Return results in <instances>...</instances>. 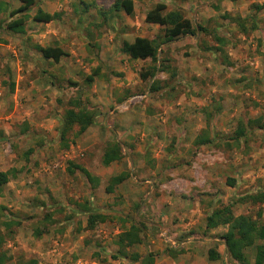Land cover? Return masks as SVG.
Instances as JSON below:
<instances>
[{
  "label": "rangeland",
  "instance_id": "374dc122",
  "mask_svg": "<svg viewBox=\"0 0 264 264\" xmlns=\"http://www.w3.org/2000/svg\"><path fill=\"white\" fill-rule=\"evenodd\" d=\"M156 1L165 10L181 8L206 31L160 43L166 66L141 78L150 59L130 58L120 44L161 34L158 23L144 20ZM251 1L264 0H132L131 13L110 10L113 0H34L23 11V32H12L3 22L20 0H0V169L9 171L0 230L7 220L8 264H240L219 236L227 226L205 229L204 220L227 201L235 214L260 210L264 218V200H238L264 190V5L253 11ZM38 6L57 17L33 19ZM35 43L60 44L66 54L51 61ZM153 78L156 89L149 88ZM40 80L49 86L42 90ZM24 81L30 98L15 95ZM76 101L96 108L95 120L61 140L59 119ZM255 117L261 126L246 125L244 135L229 138L239 120ZM202 134L208 140L196 143ZM113 138L122 155L102 164ZM70 162L96 182L69 172ZM120 171L127 176L106 190ZM90 211L102 218L87 228ZM132 222L140 223L141 241L129 250L142 259L110 257L116 233ZM209 247L218 258H206ZM246 257L253 264L252 248Z\"/></svg>",
  "mask_w": 264,
  "mask_h": 264
},
{
  "label": "trees",
  "instance_id": "16d2710c",
  "mask_svg": "<svg viewBox=\"0 0 264 264\" xmlns=\"http://www.w3.org/2000/svg\"><path fill=\"white\" fill-rule=\"evenodd\" d=\"M33 2L34 0H20L18 6L11 8L9 10L10 18L3 22L5 28L12 32H23V24L26 18L23 11L26 10ZM263 5L264 1H251L249 4L253 11L261 8ZM112 8H122L126 13H131L132 0H113L112 6H110L109 9L111 10ZM57 15L58 12L56 11L49 12L38 6L33 12L32 18L37 21H49L57 17ZM249 18L251 19L252 26H254V15L249 14ZM236 19L239 21V18ZM144 20L158 23L161 26V34H157L156 37L135 35L131 40H121L120 44V50L126 53L130 58L143 59L148 57L150 59V64L143 71H139L141 78L151 77L156 70H163L166 66L162 64L161 58L157 54L160 43L170 41L183 34L193 35L196 33V30L206 31L203 26H200V24H194L189 17L185 16L181 8L176 7L165 10V3L163 1H156L150 8H148L144 14ZM34 47L43 58L50 59L54 62L58 61L62 55L66 54L65 50L56 44L39 45L35 43ZM207 48L214 47L207 46ZM94 73L95 72L86 74L84 81L89 83L92 80V75ZM9 84L12 88L13 82L11 81ZM157 87L156 78H153L149 84V88L156 89ZM73 104L74 107L69 106L63 110L59 119L57 132L61 140L65 139L66 134L73 128V126H76L75 131H73L74 135L79 134L95 120L97 114L96 108L83 104L79 105L77 101ZM253 124L257 126L262 125L258 117L248 118L245 123L239 120L232 134L229 135V138H240L244 135L246 129L245 126H251ZM23 127L22 129H25V127ZM207 140L208 138L205 134L198 135L195 138L196 143L205 142ZM121 148L122 145L117 139L113 138L107 141L101 153V163L108 164L113 160L119 159L122 155ZM72 168H76L82 172L88 181L94 180V182H96L97 177L92 175L87 168L81 166L80 164L70 162V166L67 167V170L71 172L73 170ZM126 176L127 172L124 171H120L118 174L113 175L112 180L108 182L105 189L109 190L113 183L121 181ZM8 179L9 171L6 169H0V192ZM232 182V178L226 179L227 184H232ZM238 200H249L252 203L261 202L264 200V190L245 192L238 197ZM232 202L234 201H227L226 203L211 209L205 215V229L225 224L227 227L219 234V236L223 239L229 255L240 264H246V249L250 247L253 250V264H264V218H260V210L256 212V216H252L249 213L235 214L232 210ZM101 218L102 216L96 212H88L85 227H93L94 222ZM2 226L5 230H0V264H8L10 254L7 253L2 245L7 236L10 235L9 233H11L10 223L7 220H4L2 222ZM140 231L141 227L138 222H132L129 224L128 228L118 231L113 240L116 244V248L114 252L110 253V257H124L131 261L142 259L138 252L129 250L131 245L141 241ZM36 233L38 235V232ZM147 256H149V254H147ZM218 257L219 252L215 247L207 248V259L212 260ZM150 260L151 258L147 257V262ZM34 263H36V260L33 258H27L24 261L21 260L14 262V264ZM196 264L205 263L201 262Z\"/></svg>",
  "mask_w": 264,
  "mask_h": 264
},
{
  "label": "crops",
  "instance_id": "0c3cea01",
  "mask_svg": "<svg viewBox=\"0 0 264 264\" xmlns=\"http://www.w3.org/2000/svg\"><path fill=\"white\" fill-rule=\"evenodd\" d=\"M231 1H238V0H231ZM48 11V10H47ZM153 23H156V22H153ZM54 24V23H53ZM64 29H66V28H64ZM64 29H62V31H59V30H54V35L55 36H53L54 38H57V34H55V33H57V32H59V33H62L63 31H64ZM139 35H142V34H139ZM131 40V39H130ZM56 45H58V46H60L61 47V45L60 44H56ZM62 48V47H61ZM60 59V58H59ZM57 62V61H56ZM23 74H25V71L23 72ZM22 74V75H23ZM30 81V80H29ZM23 83V85L19 88V90H16V92H15V95H18V97L20 98H24V97H27V98H30V96H29V91L30 90H28V88L27 87H25V85H26V82L24 81V82H22ZM39 84H40V87L39 88H41L42 90L43 89H45L46 87H48L49 85H43V82L40 80V82H38ZM34 84H31V86H30V88L33 86ZM38 86V85H37ZM29 88V89H30ZM34 88L35 89H37V87L34 85ZM17 91H19V92H17ZM31 93V92H30ZM83 225V224H82ZM189 257V256H188ZM173 261V260H172ZM200 262H201V260H200ZM178 263H179V260H178ZM193 263H197V262H193ZM207 264H209V263H207Z\"/></svg>",
  "mask_w": 264,
  "mask_h": 264
}]
</instances>
